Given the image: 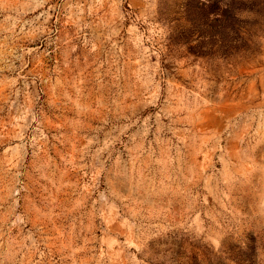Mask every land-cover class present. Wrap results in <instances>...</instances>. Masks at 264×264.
I'll list each match as a JSON object with an SVG mask.
<instances>
[{
    "label": "rangeland",
    "instance_id": "1",
    "mask_svg": "<svg viewBox=\"0 0 264 264\" xmlns=\"http://www.w3.org/2000/svg\"><path fill=\"white\" fill-rule=\"evenodd\" d=\"M0 264H264V0H0Z\"/></svg>",
    "mask_w": 264,
    "mask_h": 264
}]
</instances>
